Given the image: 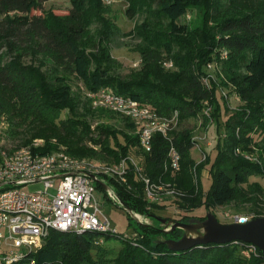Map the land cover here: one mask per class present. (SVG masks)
Masks as SVG:
<instances>
[{"label": "trees", "instance_id": "trees-1", "mask_svg": "<svg viewBox=\"0 0 264 264\" xmlns=\"http://www.w3.org/2000/svg\"><path fill=\"white\" fill-rule=\"evenodd\" d=\"M48 1L0 0V50L9 47L20 56L40 54L49 59V73L44 74L18 58L4 61L0 56V115L31 119L38 125L32 137L50 140L55 136L67 145L66 152L73 157L118 162L132 154L140 156L145 176L152 184L170 183L175 189L176 195L171 198L180 214L167 217L159 213L165 206L147 199L146 182L131 162L127 182L107 181L127 207L158 224L167 223L152 214L167 222L188 223L194 218L189 215L194 209L205 206L212 211L241 199L254 211L248 220L264 216V186L251 181L252 176L264 175V0H221L223 6L218 0H126L130 19H135L143 8L147 15L141 24L136 23L124 33L106 17L109 8L104 0H70L68 14L53 11L50 18L44 8ZM213 8L226 11L227 16L208 27ZM196 9L205 15L200 29L181 22ZM35 10L42 13L34 14ZM96 23L97 38L88 43L86 39L92 37L88 28ZM121 34L140 39L136 49L143 65L129 80L111 72L116 62L112 44ZM177 47L183 55L175 53ZM222 50L228 51L224 59L220 58ZM166 61H172L175 69L166 70ZM209 63L220 67L222 84L214 80L215 76L208 85L204 82ZM69 75L83 81L87 90L111 89L151 106L161 116L178 111L179 126L172 135L181 154L180 169L173 172L170 141L162 133L154 135L152 150L146 152L128 117L105 109L91 110L89 106L80 111ZM221 85H231L243 103L227 120L226 136L220 135L215 145V162L211 164V152L197 161L192 155L193 131L180 127L199 115L205 123H219L222 109L217 92ZM206 102L212 107L209 115L204 113ZM64 111L70 113L67 119H62ZM89 116L106 120L119 117L124 125L119 129L109 122L99 123L98 136L92 137L91 123L85 120ZM87 138L94 146L86 145ZM53 147L49 141L41 150L52 152ZM209 165L213 184L205 192L201 177ZM98 187L104 189L101 182ZM201 219L205 221L207 215ZM138 224L136 236L130 237L119 231L88 230L80 234L52 229L42 246L27 250L13 264H264L260 250L252 262L238 253L240 248H250L248 242L210 243L176 251L167 240L180 239L185 234L183 229L166 232L163 227ZM113 239L121 243L118 251L107 245Z\"/></svg>", "mask_w": 264, "mask_h": 264}, {"label": "built area", "instance_id": "built-area-1", "mask_svg": "<svg viewBox=\"0 0 264 264\" xmlns=\"http://www.w3.org/2000/svg\"><path fill=\"white\" fill-rule=\"evenodd\" d=\"M227 55L226 52L224 58ZM164 65L172 68L173 62L166 61ZM214 65L209 63L207 67L213 68ZM214 76L208 72L203 80L208 85ZM86 97L95 110L105 109L128 117L134 123L140 145L146 152L152 150L154 135L162 133L170 141L172 170L180 169L181 154L172 135L179 126L178 111L171 116H161L151 106L108 88L87 90ZM211 109L206 102L204 113L209 115ZM193 139L194 147H199ZM42 147L43 141L38 140L13 152L0 148V264H13L24 257L27 250L42 246L43 238L52 229L80 234L88 230L118 233L95 194L98 181L93 177L107 185L108 188L104 189L111 201L121 204L114 187L107 180L127 182L130 162L146 182V195L150 202L176 195L170 183L152 184L145 176L142 164L132 155L118 162H105L73 157L66 149L43 152ZM203 154L202 159L206 157V153ZM38 182H43V189H28L29 185ZM136 215L139 217L138 213ZM241 218L248 221L246 217ZM125 236L130 237L129 233ZM250 247L258 249L253 244Z\"/></svg>", "mask_w": 264, "mask_h": 264}, {"label": "rangeland", "instance_id": "rangeland-1", "mask_svg": "<svg viewBox=\"0 0 264 264\" xmlns=\"http://www.w3.org/2000/svg\"><path fill=\"white\" fill-rule=\"evenodd\" d=\"M222 5L221 0H218ZM226 1V0H225ZM105 5L109 10L105 12L106 17L111 19V21L116 22L118 26L121 28V31L129 32L135 26V24H141L147 15L146 12H143L144 8L139 11L135 19H130L126 14V9L128 7V2L126 0H104ZM44 8L46 10V15L50 18L51 14H54L53 11L58 15H66L70 12L71 9V2L70 0H49L44 4ZM106 8V9H107ZM216 8H213L211 12H209L208 19H209V26H214L217 22L227 16L226 11L222 9L219 10L217 13ZM34 14H41V10H35ZM19 15L21 13H18ZM188 16H184L181 19V22L190 23V26L195 29H200L204 23L205 15L204 11L196 9L190 10L188 12ZM0 18H3L0 16ZM54 21L53 19H50ZM164 30V26L162 28ZM98 26L97 23L88 28V34L92 37H88L86 42L89 43L91 39L97 35ZM95 39L97 37H94ZM139 38H132L130 35L126 36L121 34L116 41L113 42V50L112 55L115 59V63L112 65V74L116 75L120 79H131L133 77V73L138 72L142 68L141 63V55L136 49V44L138 43ZM180 48H176L175 53L178 55V51ZM228 51L222 50L220 53V58L224 59V54ZM181 55L184 52H180ZM0 56L3 58L4 61L12 60V59H19L23 64H32L35 67H38L41 72L44 74H48L49 68V59H45L40 54H22L19 55L17 50L11 49L9 47H4L0 50ZM215 64V63H214ZM175 66L172 68H166V70H174ZM207 72H211L215 75V81L218 84H222L224 82L223 76L218 74L220 67L216 64L213 68L206 67ZM70 83L73 86L74 97L77 103H79V110L84 111L85 107L89 106L91 110H94L90 104H87V87L83 81H81L78 77L74 75H69ZM219 90L217 92V99L220 102L222 115L220 116L219 123H205L203 115H199L196 118H190L186 120L180 128H190L193 131V138L195 141L198 142L199 147H194L192 150V155L197 161H201L203 158V152L212 154V162L213 164L217 158V151H215V145L218 142L220 135L226 134V122L230 116L234 113L235 109L242 105V101L240 97L235 93L234 88L231 85H221L218 86ZM89 103V102H88ZM70 116L68 111H64L62 113V119H67ZM28 120V119H27ZM26 119H22L21 117H12L10 114H1L0 115V148L3 147L11 152L21 149L22 147L31 145L35 141L42 140L44 145L49 141L54 145L53 149H66L67 145L63 142H60L59 139L55 136L50 137L48 140L46 137L37 136L32 137V131H35L38 126L36 123H33L31 119L27 121ZM85 120L91 123L92 132L90 136L97 137L98 130L97 126L99 123L102 122H109L113 124L115 127L122 129L124 122L122 118H112L109 119H101L98 117L93 119L91 116L88 118L85 117ZM101 120V121H100ZM257 140H260V136L257 135ZM86 145L92 147L94 143L90 138L85 140ZM132 157L136 158L139 162L141 157L135 154H132ZM97 160H103L100 158ZM210 164V165H211ZM210 165L206 167V169L202 172V185L204 187L205 192L210 190L213 184V177L210 174ZM251 181L259 182L264 186V175L262 176H252ZM44 188L43 182L34 183L28 186L30 191H37ZM95 194L100 199L103 204V208L108 215L112 226L115 227L120 233H129L132 236H136L135 228L139 226L138 221H142L146 224L156 225L159 227H163V229H170L169 226L165 224H158L155 220L149 218L147 215L138 213L140 217H135L133 214L128 212L121 204L114 203L109 199L106 194L105 189L98 187V182H96V189ZM162 206H165L163 209H159V213L163 214L167 217H174L180 214L179 209L176 207L173 198L171 196H166L163 200L157 201ZM251 205L247 202L241 200H233L228 205L216 207L212 211L208 210L205 206L201 208L194 209L189 212V215L193 216L194 218L191 222H202L203 220L201 217L206 216L209 212L214 214L218 220L222 223L228 224L233 223L236 220L240 219L241 217H252L254 215V211L250 210ZM135 234V235H134ZM101 242V241H100ZM104 243V242H103ZM108 247H113L115 251H118L121 247V243L117 239L111 240L110 243L107 244ZM258 249L255 248H240L238 253L245 257L249 262L253 261V256H258Z\"/></svg>", "mask_w": 264, "mask_h": 264}, {"label": "water", "instance_id": "water-1", "mask_svg": "<svg viewBox=\"0 0 264 264\" xmlns=\"http://www.w3.org/2000/svg\"><path fill=\"white\" fill-rule=\"evenodd\" d=\"M93 178L100 182L97 177ZM102 185L108 188L104 183ZM121 205L137 217V213L132 208L127 207L122 201ZM151 217L167 223L166 226H169L170 229H165L164 231L166 232L176 228H181L185 231V234L180 239L167 240L173 250L185 251L202 244H224L233 241H244L255 245L264 255V216H258L246 222L244 218H241L228 224L220 222L211 212L207 214V219L202 222H167L165 218L154 214Z\"/></svg>", "mask_w": 264, "mask_h": 264}, {"label": "bare ground", "instance_id": "bare-ground-1", "mask_svg": "<svg viewBox=\"0 0 264 264\" xmlns=\"http://www.w3.org/2000/svg\"><path fill=\"white\" fill-rule=\"evenodd\" d=\"M140 217V216H139Z\"/></svg>", "mask_w": 264, "mask_h": 264}]
</instances>
